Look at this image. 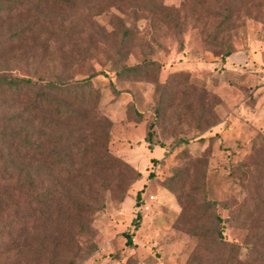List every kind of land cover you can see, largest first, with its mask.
Here are the masks:
<instances>
[{
    "label": "rangeland",
    "instance_id": "rangeland-1",
    "mask_svg": "<svg viewBox=\"0 0 264 264\" xmlns=\"http://www.w3.org/2000/svg\"><path fill=\"white\" fill-rule=\"evenodd\" d=\"M124 2L99 0L103 11L87 24L104 28L105 36L84 34V56L70 59V44L60 39H39L30 51L15 45L0 49V70L15 76L39 81L90 76L100 94L95 114L111 121L109 151L130 165L96 171L108 185L93 180L92 187L83 181L72 188L96 208L72 242L47 244L38 223L42 236L32 241L35 254L20 239L0 247V264H46V256L55 264H188L190 257L191 264H264V0ZM161 5L178 10V29L151 13ZM117 20L129 31L126 63L155 60L158 74L116 76L112 62L119 37L112 23ZM214 35L232 45L225 61L223 46L206 43ZM129 104L140 117L127 112ZM24 107L21 99L0 97V131L24 126L15 119ZM1 148L7 153L0 139ZM33 164L34 179L37 160ZM0 169L19 174L9 161H0ZM13 200L1 215L5 220L15 209L28 213L26 197ZM211 212L219 217L216 240L235 244L234 254L223 252L211 236L199 240L190 234L194 226L213 230Z\"/></svg>",
    "mask_w": 264,
    "mask_h": 264
},
{
    "label": "trees",
    "instance_id": "trees-1",
    "mask_svg": "<svg viewBox=\"0 0 264 264\" xmlns=\"http://www.w3.org/2000/svg\"><path fill=\"white\" fill-rule=\"evenodd\" d=\"M100 1H107L111 5L125 4V0ZM99 6V0L89 3L86 0H0V49L15 45L17 47L14 48L24 47L27 51L32 50L39 39L43 38L42 43L60 39L70 44L67 50L70 59L84 56L87 52L81 41L84 34L88 36L91 30L93 34L105 36L104 28L87 24L94 15L103 11ZM151 13L160 15L169 23L174 22L178 29L177 9L161 5L152 8ZM227 21H230L229 16L224 23ZM112 26L119 37L115 47L117 59L112 62L116 76L121 79H144L158 74L161 66L155 60L143 59L134 65L126 63L129 31L119 20ZM221 26L219 23L217 28L223 31ZM216 37L214 35L206 43L214 47L223 46L224 51L220 52V56L225 61L233 53L232 45L228 39L221 43ZM99 95L90 76L39 81L0 70V97L21 99L25 104L21 112L15 115V119L21 120L20 124L24 126L10 130L3 126L0 131V139L7 147V153L0 149V161H9L12 169L19 171L15 175L11 170L0 169V180L7 182L0 184V247L7 249L23 239L22 245L35 254L37 249L32 241L37 237L38 223L45 230L43 236L38 235L47 244L53 242L51 244L55 247L72 242L76 232L85 231L83 220L96 210L95 206L82 201V195H75L72 188L79 189L83 181L92 187V183H95L93 180L108 185L104 177L101 176L103 180L99 179L97 175L100 172L96 171L130 168L127 162L109 151L111 121L96 115L94 110L98 106ZM155 111L160 113L162 110L156 108ZM127 112L141 116L132 104L127 106ZM152 126L149 125L145 136L148 143L152 142ZM13 143L15 147L11 148ZM33 160H37L34 179L31 172ZM136 175L140 177V172H136ZM19 195L27 198L28 213L15 209L11 214L12 219L5 220L1 215L14 202L13 198ZM209 206L207 203L205 209ZM208 217L215 224L212 231L194 226L190 228V234L199 240H208L211 236L212 242L219 244L223 252L234 254L235 244L216 240V235L221 237L217 227L219 217L214 212L209 213ZM140 218L141 215L137 214L136 227ZM126 238V243L131 244V237L126 235ZM219 253L222 257L223 253L220 250ZM191 262L190 257L188 264ZM34 263L39 264L38 261ZM46 264H55L53 258L46 256Z\"/></svg>",
    "mask_w": 264,
    "mask_h": 264
}]
</instances>
